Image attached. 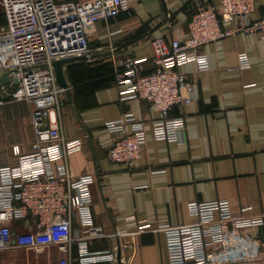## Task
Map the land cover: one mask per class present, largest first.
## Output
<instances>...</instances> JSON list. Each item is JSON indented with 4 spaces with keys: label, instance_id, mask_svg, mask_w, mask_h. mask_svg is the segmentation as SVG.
Returning <instances> with one entry per match:
<instances>
[{
    "label": "crops",
    "instance_id": "obj_1",
    "mask_svg": "<svg viewBox=\"0 0 264 264\" xmlns=\"http://www.w3.org/2000/svg\"><path fill=\"white\" fill-rule=\"evenodd\" d=\"M203 1L215 9L221 6L220 0ZM196 2L130 0L128 11L96 23L87 58L64 65L68 91L62 128L68 138H84L83 148L70 154L68 161L76 174L96 176L91 185L93 214L101 228L99 236L86 238L74 219L72 258L78 260L82 241L92 253L115 250L118 254L116 261L87 256L80 264H171L167 234L155 228L194 222L196 217L188 209L192 200L226 199L233 211L249 206L246 214L264 220V39L258 32H242L203 46L206 68L195 61L179 67L187 75L186 93L192 100L170 110V118L185 119L173 138L155 135V122L162 114L149 102L121 99L115 70L128 56L146 58L144 73L155 70L152 38H185ZM263 16L264 0H256L250 18ZM6 28L0 0V30ZM242 52L250 61L244 67L239 61ZM1 94V161L13 165L18 162L14 146L22 153L32 149L34 104L10 102L7 92ZM127 112L143 123L147 135L134 166L107 156L113 134L105 124ZM35 222L33 215L26 220H0L15 233L34 230ZM146 223L155 228L139 231L138 226ZM34 250L12 246L0 251V264H59L65 255L56 245L36 250L32 258ZM208 264H264V224L241 231L240 239L230 234L225 245L212 248Z\"/></svg>",
    "mask_w": 264,
    "mask_h": 264
},
{
    "label": "built area",
    "instance_id": "obj_2",
    "mask_svg": "<svg viewBox=\"0 0 264 264\" xmlns=\"http://www.w3.org/2000/svg\"><path fill=\"white\" fill-rule=\"evenodd\" d=\"M7 28L0 30V76L8 71L11 81L2 87L10 102L34 104L32 122L35 139L32 149L13 151L18 162L4 165L0 153V220H26L36 217L35 229L14 232L9 224H0V251L12 246L41 251L56 245L65 253L59 264H80L87 256L98 260H117L115 250L88 251L72 258L73 221L78 219L82 232L96 237L91 185L93 173L76 174L68 156L81 150L84 138H68L62 128V109L66 87L59 85L53 62L62 57L88 54L90 35L100 20L118 16L130 9V0H1ZM219 9L197 0L185 38H152L155 70L144 73L146 58L128 56L115 70L121 99L138 98L149 102L162 114L155 122L158 138H173L184 126V118H170L173 106L191 102L186 91L190 84L179 67L195 61L208 67L203 46L227 36L258 32L264 39V16L251 20L256 0H220ZM240 66L249 65L248 56L239 54ZM0 102H3L2 100ZM128 125L131 127L129 128ZM105 128L113 134L107 156L111 161L134 166L147 135L143 123L132 112L109 120ZM232 210L226 199L192 200L188 204L194 222L186 224H141L139 231L158 229L167 234L171 264H208L212 248L225 245L230 234L241 238V231L264 224L263 217ZM246 237L243 236V239ZM125 246L135 247V243ZM77 260V261H76Z\"/></svg>",
    "mask_w": 264,
    "mask_h": 264
},
{
    "label": "water",
    "instance_id": "obj_3",
    "mask_svg": "<svg viewBox=\"0 0 264 264\" xmlns=\"http://www.w3.org/2000/svg\"><path fill=\"white\" fill-rule=\"evenodd\" d=\"M87 57H88V54L67 56V57L58 58L53 62L55 70H56V74H57V81L60 86L66 87L68 91V83L64 75V65L67 62L77 60V59H85ZM10 81H11V78H10L8 71L4 72L0 76V99H2V94H1L2 87L6 84H9ZM119 257H120V253H119Z\"/></svg>",
    "mask_w": 264,
    "mask_h": 264
},
{
    "label": "rangeland",
    "instance_id": "obj_4",
    "mask_svg": "<svg viewBox=\"0 0 264 264\" xmlns=\"http://www.w3.org/2000/svg\"><path fill=\"white\" fill-rule=\"evenodd\" d=\"M36 250H34V252H32V253H30V256L32 257V258H36Z\"/></svg>",
    "mask_w": 264,
    "mask_h": 264
}]
</instances>
